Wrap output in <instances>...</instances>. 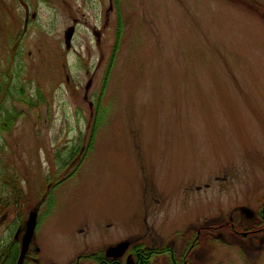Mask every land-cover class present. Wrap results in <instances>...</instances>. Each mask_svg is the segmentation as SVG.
<instances>
[{"label": "rangeland", "instance_id": "obj_1", "mask_svg": "<svg viewBox=\"0 0 264 264\" xmlns=\"http://www.w3.org/2000/svg\"><path fill=\"white\" fill-rule=\"evenodd\" d=\"M2 109L0 244L33 210L45 261L147 219L153 264H264V0H0Z\"/></svg>", "mask_w": 264, "mask_h": 264}, {"label": "flooded vegetation", "instance_id": "obj_2", "mask_svg": "<svg viewBox=\"0 0 264 264\" xmlns=\"http://www.w3.org/2000/svg\"><path fill=\"white\" fill-rule=\"evenodd\" d=\"M39 210L40 209L37 210L38 213ZM33 216V210H30L28 212V220L26 222H20L17 219L10 220V223L7 225L6 229L9 233V239L6 240V244H0V264H7V260L8 258H10L9 256L12 255L13 249H15L16 252L15 260L13 257L10 258L11 261L9 264H12L13 260L14 264H61L55 262L53 258H51L50 261H45L43 258V255L45 256V251L47 252V254L48 251L46 249L44 250L42 246L37 243V236L41 222L40 213L38 215L36 214L33 236L29 242L24 256L22 257L24 242L26 241V236H28V231L32 227ZM257 218L258 217L255 216V219H253V221H255V224H259L262 222L264 223V212L262 211V213H260L259 222H257ZM27 222H29V224H27ZM146 222L147 219L139 223L140 227H138V230L133 237L121 239L112 244H109L98 254H78L75 261L68 264H85V258L93 260L96 264H153L152 257L154 256L156 258L158 255H161L163 250L158 247L159 237L157 235L154 239H151L149 241L146 239L147 236H150L146 233V231L151 230V228H147ZM255 224H252L253 227L250 231L252 232L251 235L254 233L256 234L261 230V228L257 227L258 225ZM231 227L233 229L236 228L234 227V225H232ZM200 232L201 230L198 232V234H196L197 236L195 240H198L200 238ZM234 232L242 234L243 237H247L249 234L240 233L235 230ZM195 240L194 238L191 239L188 249L186 250L184 255H181V258L179 260L175 259V255L171 254V260L169 264H188L189 252L193 248V241L195 242Z\"/></svg>", "mask_w": 264, "mask_h": 264}, {"label": "water", "instance_id": "obj_3", "mask_svg": "<svg viewBox=\"0 0 264 264\" xmlns=\"http://www.w3.org/2000/svg\"><path fill=\"white\" fill-rule=\"evenodd\" d=\"M73 35H74V29L73 28L68 29V31L66 32V36H65L66 44L68 47L71 44V40H72ZM33 229H34V223H32V227L28 231V237L26 236V241H25V244L23 247L22 257L24 256V254L28 248L29 242L32 239L33 231H34Z\"/></svg>", "mask_w": 264, "mask_h": 264}, {"label": "trees", "instance_id": "obj_4", "mask_svg": "<svg viewBox=\"0 0 264 264\" xmlns=\"http://www.w3.org/2000/svg\"><path fill=\"white\" fill-rule=\"evenodd\" d=\"M5 110H1L0 111V123L1 122H3V121H5V120H9V121H11V115L10 114H7L8 113V111H6V113L4 112ZM1 125V124H0ZM2 126V125H1Z\"/></svg>", "mask_w": 264, "mask_h": 264}]
</instances>
